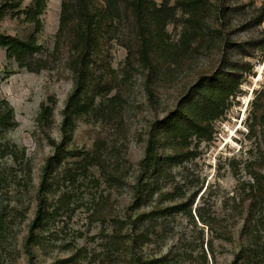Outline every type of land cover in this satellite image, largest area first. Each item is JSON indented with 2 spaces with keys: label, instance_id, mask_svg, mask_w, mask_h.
Wrapping results in <instances>:
<instances>
[{
  "label": "rangeland",
  "instance_id": "obj_1",
  "mask_svg": "<svg viewBox=\"0 0 264 264\" xmlns=\"http://www.w3.org/2000/svg\"><path fill=\"white\" fill-rule=\"evenodd\" d=\"M263 19L0 0V264H264Z\"/></svg>",
  "mask_w": 264,
  "mask_h": 264
},
{
  "label": "trees",
  "instance_id": "obj_2",
  "mask_svg": "<svg viewBox=\"0 0 264 264\" xmlns=\"http://www.w3.org/2000/svg\"><path fill=\"white\" fill-rule=\"evenodd\" d=\"M42 185H43V180H41V183H40V186H39V189H38V193L41 191V189H42ZM38 215H39V211H37V213H36V217H37ZM36 217H35V219H36ZM33 224H34V223H33ZM33 227H34V225L31 226L30 231H29V234L32 233V228H33ZM29 237H30V236H29ZM27 247H28V243H27ZM27 252L29 253V255H30V257H31V253H30L29 249H27ZM30 264H33L31 258H30Z\"/></svg>",
  "mask_w": 264,
  "mask_h": 264
},
{
  "label": "built area",
  "instance_id": "obj_3",
  "mask_svg": "<svg viewBox=\"0 0 264 264\" xmlns=\"http://www.w3.org/2000/svg\"><path fill=\"white\" fill-rule=\"evenodd\" d=\"M262 24H263V27H264V19H263ZM263 43H264V42H263ZM261 65H262V63H259V66H261Z\"/></svg>",
  "mask_w": 264,
  "mask_h": 264
},
{
  "label": "bare ground",
  "instance_id": "obj_4",
  "mask_svg": "<svg viewBox=\"0 0 264 264\" xmlns=\"http://www.w3.org/2000/svg\"><path fill=\"white\" fill-rule=\"evenodd\" d=\"M260 67V66H259ZM259 70H260V68H259ZM260 73H261V71H260ZM247 98V97H246ZM229 140V139H228Z\"/></svg>",
  "mask_w": 264,
  "mask_h": 264
}]
</instances>
